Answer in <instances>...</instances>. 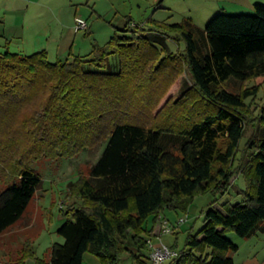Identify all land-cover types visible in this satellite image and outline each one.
Segmentation results:
<instances>
[{
	"label": "trees",
	"instance_id": "obj_1",
	"mask_svg": "<svg viewBox=\"0 0 264 264\" xmlns=\"http://www.w3.org/2000/svg\"><path fill=\"white\" fill-rule=\"evenodd\" d=\"M129 22L85 56L50 62L43 50L0 51V234L42 181L35 161L107 141L88 176L71 185L74 203L55 231L63 242L43 258L26 242L8 264H82L85 253L100 264H121L122 254L147 264V237L163 210L185 212L203 194L215 199L201 227L189 230L183 248L174 243L164 264H235L238 246L227 235L247 238L264 226V110L249 105L264 82V4L221 11L203 28L188 18ZM168 40L183 51H171ZM184 70L192 85L154 114ZM249 80L237 92L224 87ZM247 123L252 135L240 148ZM236 175L245 183L235 190L240 200L215 207Z\"/></svg>",
	"mask_w": 264,
	"mask_h": 264
},
{
	"label": "rangeland",
	"instance_id": "obj_2",
	"mask_svg": "<svg viewBox=\"0 0 264 264\" xmlns=\"http://www.w3.org/2000/svg\"><path fill=\"white\" fill-rule=\"evenodd\" d=\"M113 1L115 2L116 9L119 13L131 12L136 21L140 22L139 18L144 14V6H146V4L143 8L138 9L137 5L141 4L140 0ZM171 1L176 4V7L180 6L182 3V0ZM89 11L90 10L88 9V12ZM176 13L177 14L170 19L171 22L183 21L181 16L184 13L181 12V9ZM164 15L165 17L167 16V14ZM106 22H108V20H106ZM116 23L117 20H112L111 24L115 26ZM146 23H148V21ZM196 23L194 24L198 27H204L203 23H201V25H198L200 24L198 21H196ZM99 24L101 23H96V25ZM103 25L104 24H101L100 27H103ZM117 28L121 27L117 26ZM92 40L93 38H89L87 42ZM97 42H99V44L102 42L101 36H97ZM168 44L171 51H176L179 48L182 52L184 49V44L182 42L178 47L171 40ZM11 50H14V48ZM109 60H116L118 62L116 56L110 57ZM113 63H115V61H113ZM191 85V77L188 71L184 70L166 91L165 95L160 100L157 109L153 113L156 114V112L161 107H164L167 102L168 106L171 105L180 97L183 91ZM252 85H254L253 80H249L242 84L237 81H230L225 84L224 87L229 92H237L242 89L241 86L250 87ZM246 103L249 104V98L246 99ZM249 105L250 107H255L256 114L264 110V82L260 85L257 91L254 103ZM166 108L169 109L168 107ZM251 135L252 128L247 123L245 126V134L240 143V148H242L245 140ZM106 145L107 141H103L94 147L84 148L72 157H42L32 164L34 171L40 176L42 181L21 218L14 225L10 226L0 234V264H8V262L16 261L21 254L23 244L30 242L31 240L33 241L32 245L34 254L38 258L47 256L49 248L54 242H63V239L57 235L55 231L67 217L61 215L62 210L66 211L67 205L68 207H71L74 203L73 198L69 197L71 185L78 181L80 174L81 176H88L89 168L99 159ZM232 182V187L228 190L229 194L227 192V194L222 197L224 199H218L217 203L219 205L225 200H229L231 203L240 200V198L234 193L237 188H244L245 183L239 175H236V177L232 179ZM214 199L215 197L211 194H203L196 196L185 212L181 209H164L162 212L164 217H161L158 222L159 231L161 221L166 220L169 224L177 226L176 239L174 235L171 234L162 236L151 235L150 237H147V239H151L153 244L163 243L171 247L176 243L177 249L183 248L187 233L191 228L193 231H197L201 227L202 212ZM227 236L237 245L243 243V241L233 233H229ZM246 252L247 250L241 247L240 253L235 256V260L238 261L245 258L244 255ZM145 253L147 255V251H145ZM257 259L264 262V254H262L261 251L257 253ZM146 262L148 264V260ZM26 264H34V262L28 260ZM82 264H100V262L96 256L90 253H85ZM121 264H136V261L128 254H122Z\"/></svg>",
	"mask_w": 264,
	"mask_h": 264
},
{
	"label": "crops",
	"instance_id": "obj_3",
	"mask_svg": "<svg viewBox=\"0 0 264 264\" xmlns=\"http://www.w3.org/2000/svg\"><path fill=\"white\" fill-rule=\"evenodd\" d=\"M140 1L138 9L146 6L138 22L131 12L119 13L113 0H0V51L8 49L31 54L43 50L48 60L55 62L90 54L94 46L104 44L114 34L117 26L123 27L128 21L131 27L146 24L150 19L179 23L171 22L170 19L181 9L184 13L182 20L188 18L194 23L198 21V25H205L221 11L228 14L252 13L255 4H264V0H182L180 6L176 7L171 0ZM76 16L87 21L84 31H75ZM112 20H117L116 27L111 24ZM97 22L104 24L103 27H100L101 24L96 25ZM97 36H101L100 44ZM89 38L93 40L87 42ZM214 206L220 208L218 203ZM152 235L160 236L158 224ZM240 239L243 243L236 244L238 251L230 254L234 263L264 264L257 259L259 251L264 254V226L261 225L249 237ZM241 247L247 250L245 258L236 261L235 256L240 253Z\"/></svg>",
	"mask_w": 264,
	"mask_h": 264
},
{
	"label": "built area",
	"instance_id": "obj_4",
	"mask_svg": "<svg viewBox=\"0 0 264 264\" xmlns=\"http://www.w3.org/2000/svg\"><path fill=\"white\" fill-rule=\"evenodd\" d=\"M87 25V21L84 18L79 16L74 18L75 31L85 30ZM168 234H171V226L166 220H162L160 225V235ZM175 255L176 252L169 246L163 243L153 244L151 239H147L148 264H164L168 258Z\"/></svg>",
	"mask_w": 264,
	"mask_h": 264
}]
</instances>
